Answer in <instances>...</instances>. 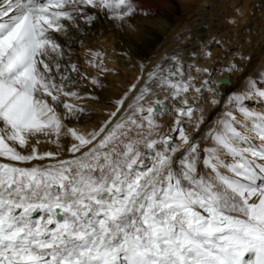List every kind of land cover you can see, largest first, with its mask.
Here are the masks:
<instances>
[{"label":"snow or ice","instance_id":"6c2138e0","mask_svg":"<svg viewBox=\"0 0 264 264\" xmlns=\"http://www.w3.org/2000/svg\"><path fill=\"white\" fill-rule=\"evenodd\" d=\"M89 9L124 21L136 6L0 0V264H264V111L244 106L250 92L264 102V90L250 82L229 97L201 150L185 127L202 122L187 94L209 82L195 88L173 58L119 120L127 94L99 130L81 133L65 123L84 112L68 101L83 97L66 83L55 34L91 23ZM92 57L106 71L101 53ZM172 112L162 133L158 118ZM65 136L75 141L68 159L36 147L43 138L59 148ZM44 160L55 163H34Z\"/></svg>","mask_w":264,"mask_h":264},{"label":"bare ground","instance_id":"6f19581e","mask_svg":"<svg viewBox=\"0 0 264 264\" xmlns=\"http://www.w3.org/2000/svg\"><path fill=\"white\" fill-rule=\"evenodd\" d=\"M132 2L136 11L124 21L109 19L89 9V14L96 16L91 23L78 19L77 26H70L67 35L55 34L57 42L62 45L63 56L70 57L69 61L61 60V70L65 69L70 76V81L66 83L83 97L68 101L82 107L84 112L65 123L84 134L99 130L110 119L109 114L116 112V102L127 94L124 107L116 117L111 118L114 124L126 114L128 103L144 86L148 73L158 64L165 68L173 67V58H177L176 66L183 69L186 77H193L195 88H200L204 81L209 82L208 88H202L200 94L194 90L187 94L189 103L202 122L198 127H185L190 141L198 144L201 150L210 146L206 133L228 110L225 105L229 97L243 94L249 89L250 82L256 90H264V0ZM176 10L179 17H174L175 23L170 27L164 16L168 13L171 16ZM153 31L161 32V38L152 36ZM141 47L147 52L141 51ZM94 52L101 53L102 59H97L96 63L106 71L90 66ZM70 65H76L78 71L73 72ZM93 78L98 84L91 83ZM222 78L227 80L226 84L218 81ZM133 85L135 89L129 92ZM249 95L251 98L244 101V106L253 111H264V102L254 92ZM146 99H163V95ZM213 99L218 103L213 105ZM57 110L61 114L64 111L62 107ZM174 115L172 112L158 118L159 123L164 125L162 133L169 131ZM72 143L75 141L70 136L61 137L60 147L57 148L41 138L36 147L41 153H59L57 159H68V148ZM33 144L34 140L27 151H31ZM34 163L45 165L55 161Z\"/></svg>","mask_w":264,"mask_h":264},{"label":"rangeland","instance_id":"374dc122","mask_svg":"<svg viewBox=\"0 0 264 264\" xmlns=\"http://www.w3.org/2000/svg\"><path fill=\"white\" fill-rule=\"evenodd\" d=\"M176 5V4H175ZM178 13V14H177ZM171 13H168L167 15H165L164 17H166L165 19H166V21L170 24V27H172L173 26V24L175 23V16L176 17H179V11L178 10H176V12H175V14H172L171 16H169ZM168 16V17H167ZM173 17V18H172ZM169 19V20H168ZM174 19V20H173ZM199 28V27H198ZM200 29V28H199ZM200 31V30H199ZM73 32H72V30H71V34H72ZM155 34V35H154ZM158 35V36H157ZM152 36H155L156 38L157 37H160L161 38V36H162V34H161V32H159V34H158V32H152ZM71 44V43H70ZM70 47H68V49H69ZM151 48H152V46H151ZM140 50L141 51H145V52H147V49H143L142 47L140 48ZM65 51V50H64ZM68 57V58H67ZM69 59H70V57L69 56H63V60L64 61H69ZM64 71H65V69H63ZM63 70H61L62 72H64Z\"/></svg>","mask_w":264,"mask_h":264},{"label":"water","instance_id":"95a60500","mask_svg":"<svg viewBox=\"0 0 264 264\" xmlns=\"http://www.w3.org/2000/svg\"><path fill=\"white\" fill-rule=\"evenodd\" d=\"M218 81H219L220 83H222V84H226V83H227V80H226V79H223V78H222V79H219Z\"/></svg>","mask_w":264,"mask_h":264}]
</instances>
